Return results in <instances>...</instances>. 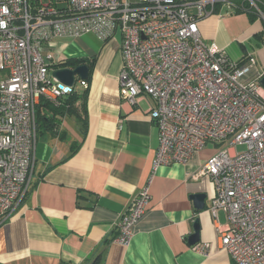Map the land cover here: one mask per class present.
I'll return each mask as SVG.
<instances>
[{"label":"built area","instance_id":"2783aa9c","mask_svg":"<svg viewBox=\"0 0 264 264\" xmlns=\"http://www.w3.org/2000/svg\"><path fill=\"white\" fill-rule=\"evenodd\" d=\"M264 0H0V225L26 198L38 139L37 107L60 106L74 88L52 77L60 62L45 48L56 38L121 37L120 94L135 105L151 98L159 133L153 172L186 165L208 145L222 144L198 178L216 196L208 212L227 213L220 249L234 264H264V70L247 55L231 61L214 53L200 22L220 8L248 2L264 22ZM244 145L238 153L234 147ZM151 182L116 225V244L129 247L146 214ZM211 245L193 251L208 255Z\"/></svg>","mask_w":264,"mask_h":264},{"label":"crops","instance_id":"0c3cea01","mask_svg":"<svg viewBox=\"0 0 264 264\" xmlns=\"http://www.w3.org/2000/svg\"><path fill=\"white\" fill-rule=\"evenodd\" d=\"M233 12L220 8L202 20L203 39L214 53L224 52L231 61L254 56L263 71L264 45L256 47L253 41L264 22L252 24L247 13ZM120 46L119 37L104 43L87 34L56 38L45 48L59 62L94 63L90 83L83 82L89 88L87 113L81 102L61 116L43 107V114L53 120L39 126L26 198L0 225V264H86L96 254L102 255V264H234L219 248L228 229L227 213L220 210L217 218L211 216L215 185L209 177H197L222 144L208 145L186 165L163 166L154 173L159 133L150 108L155 104L151 98L135 105L122 99ZM74 91L78 93L76 85ZM150 182L151 198L131 245L116 244L120 217ZM197 195L206 196L203 212L195 209L192 197ZM196 219L201 223L199 245L212 247L208 255L189 245ZM106 240L112 242L103 246Z\"/></svg>","mask_w":264,"mask_h":264},{"label":"trees","instance_id":"16d2710c","mask_svg":"<svg viewBox=\"0 0 264 264\" xmlns=\"http://www.w3.org/2000/svg\"><path fill=\"white\" fill-rule=\"evenodd\" d=\"M261 11L264 13V1L262 2V5L260 6ZM233 13L239 14V13H247L250 17L251 23H255L258 19V13L256 10H254L251 5L248 2H242L238 4V9H233ZM256 39L259 40L260 45H264V30L256 35ZM80 65H88L90 68V76L89 79L85 83H90L93 70H94V63H89L86 60H78V59H72L67 61H62L59 64L55 66V68H73ZM88 94H89V88L85 89L83 93H75V91L69 95L66 96L61 100L60 106H56L54 103L48 101V100H42L37 107L36 112V120H37V128L39 131V126L41 125V122H49L51 123L53 119H49L46 117L45 114H43V107H45L50 112H53L56 116L63 115V112L68 111V113H71L70 109H73L75 104L81 102L82 110L87 113V100H88ZM64 100H67L64 102ZM69 109V110H68ZM49 129H52V126H48ZM112 240H106L103 243V246H107L108 243H111ZM86 264H102V255L96 254L94 259L86 262Z\"/></svg>","mask_w":264,"mask_h":264},{"label":"water","instance_id":"95a60500","mask_svg":"<svg viewBox=\"0 0 264 264\" xmlns=\"http://www.w3.org/2000/svg\"><path fill=\"white\" fill-rule=\"evenodd\" d=\"M90 76V68L88 65H80L73 68H60L52 72V77L61 84L74 88L78 80L86 82ZM261 86L264 88V78L260 81ZM192 200L195 204V209L199 212L205 210L206 196L197 195L193 196ZM194 233L189 238V245L195 246L201 241V223L200 219H196L193 225Z\"/></svg>","mask_w":264,"mask_h":264},{"label":"rangeland","instance_id":"374dc122","mask_svg":"<svg viewBox=\"0 0 264 264\" xmlns=\"http://www.w3.org/2000/svg\"><path fill=\"white\" fill-rule=\"evenodd\" d=\"M43 2L45 3V4H47V3H49V0H43ZM119 37V36H118ZM120 39H121V37H119ZM260 42H259V40H255V41H253V44H255V46L257 47V45L259 44ZM249 46H248V48H249V51H250V53H253V46H251L250 44H248ZM256 52V51H255ZM85 89V85H84V83H83V81H79V82H77L76 83V91L78 92V93H82L83 92V90ZM234 149H236V151L238 152V153H243V152H245L246 150H247V147L246 146H244V145H238V146H236V147H234Z\"/></svg>","mask_w":264,"mask_h":264},{"label":"bare ground","instance_id":"6f19581e","mask_svg":"<svg viewBox=\"0 0 264 264\" xmlns=\"http://www.w3.org/2000/svg\"><path fill=\"white\" fill-rule=\"evenodd\" d=\"M57 68H52V72L54 71V70H56Z\"/></svg>","mask_w":264,"mask_h":264}]
</instances>
